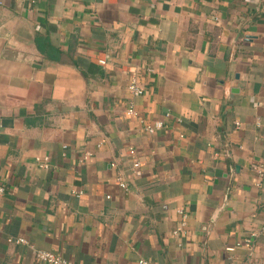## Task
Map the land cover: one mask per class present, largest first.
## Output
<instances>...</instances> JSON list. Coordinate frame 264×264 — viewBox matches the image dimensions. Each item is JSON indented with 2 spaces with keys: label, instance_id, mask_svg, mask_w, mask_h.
Segmentation results:
<instances>
[{
  "label": "crops",
  "instance_id": "crops-1",
  "mask_svg": "<svg viewBox=\"0 0 264 264\" xmlns=\"http://www.w3.org/2000/svg\"><path fill=\"white\" fill-rule=\"evenodd\" d=\"M257 162L264 0H0V264H264Z\"/></svg>",
  "mask_w": 264,
  "mask_h": 264
},
{
  "label": "built area",
  "instance_id": "built-area-1",
  "mask_svg": "<svg viewBox=\"0 0 264 264\" xmlns=\"http://www.w3.org/2000/svg\"><path fill=\"white\" fill-rule=\"evenodd\" d=\"M34 2L35 0H31ZM129 89L135 94L136 96L143 94V87H141L136 80H132ZM128 114L136 115L137 112L134 108V105H130L127 109ZM239 124V123H238ZM163 122L157 121L153 125H148L146 130L150 133H154L156 130L162 128ZM128 155L131 159V167H130V173L133 176H141L142 174V163L137 157V150L135 147L131 146L128 148ZM88 156V155H87ZM86 156V157H87ZM41 166L48 168L49 167V157H46L43 162H41ZM253 170L258 174L259 178L264 179V162H257L253 163L252 165ZM117 180L119 182V185L127 190L129 188L127 177L125 174H119L117 176ZM5 192V187L0 186V194H3ZM81 193V192H80ZM179 212L181 214V220L180 223L177 225V227L174 229L173 234L175 236H180L184 231L186 227L187 222V214L183 210V208H179ZM9 242H17L22 244H29V241L26 238L19 237V238H9ZM229 250H233L234 248H228ZM36 257L39 262L45 263V264H74L71 260H68L67 258L63 257L61 254H58L53 251H47V250H38L36 252ZM138 264H154L152 261H150L148 258L141 257L138 260Z\"/></svg>",
  "mask_w": 264,
  "mask_h": 264
}]
</instances>
